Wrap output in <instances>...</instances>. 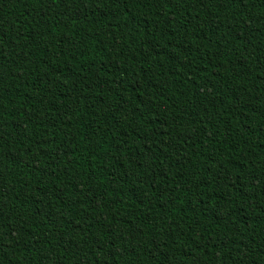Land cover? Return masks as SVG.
I'll use <instances>...</instances> for the list:
<instances>
[{
  "label": "trees",
  "instance_id": "obj_1",
  "mask_svg": "<svg viewBox=\"0 0 264 264\" xmlns=\"http://www.w3.org/2000/svg\"><path fill=\"white\" fill-rule=\"evenodd\" d=\"M0 264H264V0H0Z\"/></svg>",
  "mask_w": 264,
  "mask_h": 264
}]
</instances>
